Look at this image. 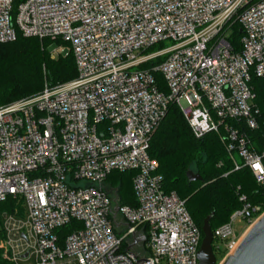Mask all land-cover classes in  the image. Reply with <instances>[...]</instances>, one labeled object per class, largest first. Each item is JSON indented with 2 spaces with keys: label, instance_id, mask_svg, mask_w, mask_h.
Returning a JSON list of instances; mask_svg holds the SVG:
<instances>
[{
  "label": "built area",
  "instance_id": "built-area-1",
  "mask_svg": "<svg viewBox=\"0 0 264 264\" xmlns=\"http://www.w3.org/2000/svg\"><path fill=\"white\" fill-rule=\"evenodd\" d=\"M233 23L239 52L229 42ZM17 31L67 43L52 53L70 50L77 77L0 107V203L23 201V214L3 215L4 259L199 264L202 233L185 202L164 191L151 139L174 102L195 139L224 132L235 169L247 167L264 193V153L228 123L257 128L250 81L264 78V0H0V44ZM113 172L136 173V208L109 190ZM263 214L245 203L213 231V247L231 255ZM72 221L82 227L61 246L57 231Z\"/></svg>",
  "mask_w": 264,
  "mask_h": 264
},
{
  "label": "trees",
  "instance_id": "trees-1",
  "mask_svg": "<svg viewBox=\"0 0 264 264\" xmlns=\"http://www.w3.org/2000/svg\"><path fill=\"white\" fill-rule=\"evenodd\" d=\"M231 28L229 42L239 52V25L233 23ZM53 46L69 49V45L60 39L26 38L19 31L15 41L0 44V107L38 95L46 85L54 87L76 79L77 68L72 52L69 50L67 54L59 53L54 56L49 51ZM161 47L162 45L152 47L149 52ZM161 61L162 59H157L146 67L152 68ZM153 76L159 91L167 94L168 88L163 76L157 72H153ZM250 86L255 96L254 117L257 128L251 130L236 121L228 123L244 132L255 151L264 153V78L253 76ZM224 136V132L220 131L201 140L195 139L179 107L171 102L165 118L151 139L149 155L159 164L158 174L162 177L164 191L176 194L185 202L200 231L204 220L212 213L214 217L210 226L214 231L227 224L236 211L243 209L245 203L252 207L261 206L264 210L263 190L258 187L247 167L235 169L232 153H229L227 143L223 141ZM188 172L199 175L202 181L189 182ZM135 175L134 172H113L107 179V186L109 190L116 192L120 206H138L133 189ZM242 198L245 201H241ZM15 209L23 214L22 199L9 197L0 203V242L4 237L3 215L12 214ZM81 227V223L72 221L59 229V244L62 246L67 236ZM126 248L127 244H123L122 250ZM213 249L215 252V247ZM0 264H12L4 259L1 249Z\"/></svg>",
  "mask_w": 264,
  "mask_h": 264
},
{
  "label": "water",
  "instance_id": "water-1",
  "mask_svg": "<svg viewBox=\"0 0 264 264\" xmlns=\"http://www.w3.org/2000/svg\"><path fill=\"white\" fill-rule=\"evenodd\" d=\"M187 179L191 183L201 182L202 178L193 172L187 173ZM214 213L209 215L203 223L200 250L198 253L199 264H217L213 249V231L210 222ZM28 254L22 259H27ZM221 264H264V214L243 236L236 250L225 257Z\"/></svg>",
  "mask_w": 264,
  "mask_h": 264
},
{
  "label": "rangeland",
  "instance_id": "rangeland-1",
  "mask_svg": "<svg viewBox=\"0 0 264 264\" xmlns=\"http://www.w3.org/2000/svg\"><path fill=\"white\" fill-rule=\"evenodd\" d=\"M165 46L166 47L170 46V43H166ZM52 49H53V47H50V49H49L50 53H52ZM157 50H159V49L158 48L155 49V51H157ZM58 54L59 53H54V54L52 53V55H54V56H57ZM235 228H236V231L238 233H240L242 231V228H244V224L243 223L242 224L236 223ZM220 248H221L220 251H217V250L215 251V256H216V259H217V264H221L224 261L225 257L229 254L228 251H225L224 244H220Z\"/></svg>",
  "mask_w": 264,
  "mask_h": 264
},
{
  "label": "crops",
  "instance_id": "crops-1",
  "mask_svg": "<svg viewBox=\"0 0 264 264\" xmlns=\"http://www.w3.org/2000/svg\"><path fill=\"white\" fill-rule=\"evenodd\" d=\"M138 234H139V232H138Z\"/></svg>",
  "mask_w": 264,
  "mask_h": 264
}]
</instances>
